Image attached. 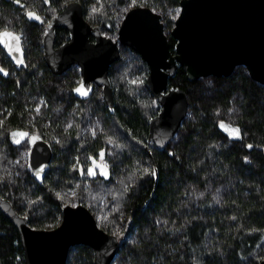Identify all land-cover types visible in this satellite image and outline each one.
Masks as SVG:
<instances>
[{
	"label": "trees",
	"instance_id": "obj_1",
	"mask_svg": "<svg viewBox=\"0 0 264 264\" xmlns=\"http://www.w3.org/2000/svg\"><path fill=\"white\" fill-rule=\"evenodd\" d=\"M70 1L45 0V15L51 18ZM76 1L82 3L85 17L90 23L101 24L107 31H112L111 2L121 7L129 0H104L103 8L96 16L88 11L89 0ZM0 4L4 6L5 14L9 4L23 8L21 34H26L35 43L36 53L41 59L44 21L41 23L40 20L28 17L27 1L19 0L16 4L14 0H0ZM137 5L140 4H134ZM144 5L160 12L163 22L173 26L176 18L170 19L167 12L179 7L180 0H147ZM68 38L66 28H57V45ZM169 40L174 50L176 40L172 36H169ZM123 50L132 57L130 66L126 58L121 57L111 65L109 72L115 98L114 112L110 111L99 88L92 98L106 114L102 137L110 139L122 149V153L128 150L129 154H119L120 160L129 169L136 170L133 184L120 191L119 200L124 202L129 224H147V239L142 244L131 246L138 254L139 264H153L154 254L159 252L162 258L155 264H249L247 260L264 240V84L252 79L246 67L240 65L229 76H209L214 84V95L210 100L201 101L203 81L201 78L189 80L184 68L179 66L176 74L169 79V84L184 88L191 104L201 102L198 107L191 105V112L178 131L174 147L166 146L158 150L152 148L147 139L149 120L161 109L159 101L146 83L149 65L131 47H123ZM41 62L46 68V78H32L27 68L18 70L13 64L9 66L16 71V77H10L9 69L5 71L7 75L1 73L3 94L0 95V109L8 108L0 116V143L3 145L0 155L5 158L18 154V144L12 133L25 125V92L31 84L46 98L48 105L43 110L49 112L60 104L59 99L67 96L69 103L63 101L69 107L75 102L80 115L83 117L86 114L85 100L73 94V88L77 85L75 79L69 82L68 94L63 96L60 86L62 76L53 74L44 58ZM129 67L131 72L144 73L136 83L128 77ZM69 73L66 72L67 75ZM237 91L242 94L241 113L236 124H229L225 117L232 103L231 97ZM222 123L227 127L239 128L240 138H235L221 127ZM33 130L30 132L33 133ZM39 134L44 137L42 130ZM82 150L88 154L90 162V156L98 158L101 152L107 157L109 147L102 139H97L86 142ZM58 151L59 148L54 149V159L43 183L37 182L28 169L24 174L25 184L17 179H12V183L0 179V194L9 198L19 213L27 215L30 224L37 228H53L62 219L61 208L65 203L53 193V180L49 176L55 166H61ZM145 169L149 171L145 172ZM153 170L155 175L151 174ZM63 171L70 173L73 178L80 173L78 169L71 171L64 168ZM99 177L108 181L103 175ZM213 179L215 182H228L231 179L237 181L232 193L225 197L224 207L217 205L209 194L200 198L196 207L188 205L189 184L205 186ZM78 203L85 204V200L79 196ZM154 212L162 213L170 223L174 220L179 223L160 228L151 217ZM104 229L111 232L110 229ZM176 231L180 232V239L174 253L166 248L167 241L164 240H169L171 233ZM124 234H116L122 245ZM260 254L254 256L250 264H259L264 252ZM0 264H25L18 229L1 210ZM67 264H94L93 249L85 244L71 247Z\"/></svg>",
	"mask_w": 264,
	"mask_h": 264
},
{
	"label": "water",
	"instance_id": "obj_2",
	"mask_svg": "<svg viewBox=\"0 0 264 264\" xmlns=\"http://www.w3.org/2000/svg\"><path fill=\"white\" fill-rule=\"evenodd\" d=\"M15 3L18 4L17 0ZM179 8L170 31L176 40L172 50L162 14L150 6L129 8L115 39L99 25L90 23L82 3L72 0L45 24L44 61L55 75L79 65L81 79L73 88L74 95L87 99L95 86L102 87L103 99L114 112L110 67L121 58V44L137 51L149 65L146 83L161 105L149 120L147 139L163 150L178 133L189 111L187 91L169 84L179 66L194 81L212 75L229 76L243 65L252 79L264 84V0H180ZM59 27L67 29L69 38L56 45ZM3 31L20 36L23 64L16 63L20 53H10L6 43L0 46L16 69L27 68L22 34L11 28L0 30ZM81 85L88 90L86 96L75 91ZM52 157L51 144L38 134L32 135L28 164L37 182H44ZM0 210L18 229L25 264H67L71 247L78 244L93 249L94 264H111L122 246L121 239L101 227L83 203H65L61 222L53 228L32 226L28 216L19 213L12 201L1 194ZM259 264H264V258Z\"/></svg>",
	"mask_w": 264,
	"mask_h": 264
},
{
	"label": "rangeland",
	"instance_id": "obj_3",
	"mask_svg": "<svg viewBox=\"0 0 264 264\" xmlns=\"http://www.w3.org/2000/svg\"><path fill=\"white\" fill-rule=\"evenodd\" d=\"M24 1H27L28 3V10H34L39 13V16L41 19H43L44 24L49 20V18L44 13L45 0ZM103 1L104 0H89L88 11L96 16L98 11L103 8ZM140 1L141 2H138V0H136L135 4L139 3L140 5H144L147 0ZM110 6L112 10L111 14L113 15L112 31H107V29L103 28L101 24L98 25L106 35L118 39V27L125 13L129 8L134 6V3L133 0H129L124 6L116 7L111 2ZM93 9H96V11H93ZM3 10L4 6L0 4V30L2 28H11L14 31L21 33L20 24L22 18L24 17L23 8L19 5L15 6L9 4L8 6H6V14L3 12ZM179 10V7L171 9L167 12L168 14H170V16L168 15V17L170 19L171 17L176 18ZM164 25L166 33L168 34V36H171L170 31L173 26H168L166 21ZM22 38L23 46L26 50V53L28 54V67L26 70L31 71L32 78H37L38 76L46 78V68L41 62V59L43 57L40 59L38 54L36 53L35 43H33L26 34L22 33ZM120 47L121 57H125L128 66H130L132 57L127 53L126 50H123V47L128 46H124L123 44H121ZM10 64H12L10 58L7 56L5 50L0 46V68L4 69V71L9 69L10 77L13 78L17 76V73L9 66ZM68 71L70 72L69 75L66 74L67 71L61 74L62 78L60 86L63 96L68 94L70 81L75 79V81L78 83L81 79L79 65L74 64ZM142 75H144L142 71H130L128 77L131 81H136ZM201 80L203 81L201 101L210 100L214 95V84L212 82V79L207 76L202 77ZM97 88L102 91V87L96 86L91 96L85 99L84 109L86 110V114L82 117L79 113L77 103L73 101L74 103L73 105H71V107L66 104V102L69 103V98L67 96L59 99L60 104L51 109L49 112L43 110L48 105L45 96L37 91L36 88H33L32 84L31 87L28 86L25 92L27 94V98L24 102L26 119L23 123L25 125L16 132L28 133L29 136L23 138L20 136L15 137L16 140H20L17 149L18 154L16 156L5 158L3 155H0V179H7L9 183L13 182L12 179H17L21 184L26 183L24 177L26 169H28L30 174L28 164L30 138L33 134L40 135V130H42L44 134L43 138L51 144L53 149V157L49 167L51 166L54 159V149L59 148L57 155H59L58 157L60 158L61 166H55L49 173V176H51L53 180V193L59 199H61L62 202L73 205L79 202V196H81L85 200V204L90 208L100 225H102L106 229H110L114 234L125 232L124 244L121 246L118 254L111 264H139L140 261L138 254L134 251L133 248H131V246L133 247L135 245L142 244V242L147 239L149 234L147 224L141 226L137 224H129L128 215L124 208V202L122 200H119L120 191L124 188L130 187L133 184L136 170L129 169L125 162L120 160L119 154L122 153V149H120L113 143H109L110 139H104L102 137V133L104 131V116L106 114L99 108V106H97L98 102H96V100H93L92 98ZM2 94V79L0 73V95ZM75 97L78 98L77 96ZM63 100H66V102ZM241 100L242 94L240 92L237 91L232 95V103L225 117L227 123L236 124V121L238 120V117L241 113ZM201 101H195L191 104L189 97L188 115L191 112V105L198 107L200 106ZM37 108H39V111H36ZM7 109V107L3 110L0 109V116H3V113H6ZM41 117H43V119H41ZM39 119L41 123H39ZM32 129H34L33 133L30 132L32 131ZM61 130L63 132H61ZM93 131H95V134H93ZM177 134L167 145L168 148L174 147ZM97 139H102L103 142L106 143L109 147L108 155L107 157H104L102 161L107 165L109 171L107 176L108 181H104L102 177H99L100 175L97 170L95 175L87 174L90 162L88 161V154L86 152H83L82 147L85 146L86 142L94 141ZM150 145L152 148H155V145H153L152 142L150 143ZM2 146L3 145H1L0 143V148H2ZM129 153L130 152L127 150L126 153H122V155ZM98 158L100 159V156H98ZM64 168H67V170L71 171L74 169H78L80 173L75 178H73L70 173L63 171ZM47 174L48 173H46V176ZM235 180L236 179H231L228 182H215L213 179L206 183L205 186H200L193 183L189 184L190 186L187 202L188 205H191L192 208L196 207L198 200L204 197L206 194H209L216 201L217 205L219 204L220 207H224L223 201L225 200V197L229 193H232L233 189L236 187L235 183L237 181ZM80 186L81 189H79ZM151 217L155 221L156 225L160 228H164V226H176V224L179 223L178 220H174V222L170 223V221H168V219L162 213L154 212L152 213ZM179 233V231L171 233L170 239L164 240L167 241L165 243L166 248L170 249L174 253H176L175 250H177V241L180 239ZM259 248H257V251L254 252V254L251 255L247 260L249 264L253 263L252 258L254 256L261 255L260 253L264 252V240L262 241ZM161 258V252L154 254V257L152 259L153 264L158 263ZM261 258H264V255L261 256Z\"/></svg>",
	"mask_w": 264,
	"mask_h": 264
},
{
	"label": "snow or ice",
	"instance_id": "obj_4",
	"mask_svg": "<svg viewBox=\"0 0 264 264\" xmlns=\"http://www.w3.org/2000/svg\"><path fill=\"white\" fill-rule=\"evenodd\" d=\"M135 2H136V0H133L134 4H135ZM17 3H19V0H17ZM93 11H96V9H93ZM27 15H28V17L30 19L34 18L36 20H40V16L37 15L36 13H34V12H29V13H27ZM20 39H21L20 36L15 34V33L8 32V31L0 32V43H6V46L8 47L10 53L11 52H16V53H20L21 54L20 58H18L16 60L17 64H23L24 63L23 56H22V49L20 48ZM0 73H3L5 75H7V73L2 68H0ZM134 83H136V81H134ZM75 91L77 93H79L80 95H85L86 96L88 94V90L84 89L83 85H81V87L76 88ZM36 111H39V108H37ZM221 127H224L235 138H240V129L239 128L227 127L223 123L221 124ZM93 134H95V131H93ZM12 136L14 138L17 137V136H20V137L23 138V137H28L29 134L28 133L16 132V133H12ZM15 142L17 144H19L20 140L17 139ZM109 143H112V141L109 140ZM247 147L251 148L252 145H248ZM103 158H104V153L101 152L100 153V160L103 161ZM93 164H94V167L88 170V172H87L88 175H95L96 174L95 169H96V167H99V168H101V174L104 175L105 177L108 176L107 165L106 164L97 165L95 160H93ZM144 171L148 172L149 170L145 169ZM151 174L155 175V171L153 170L151 172Z\"/></svg>",
	"mask_w": 264,
	"mask_h": 264
},
{
	"label": "flooded vegetation",
	"instance_id": "obj_5",
	"mask_svg": "<svg viewBox=\"0 0 264 264\" xmlns=\"http://www.w3.org/2000/svg\"><path fill=\"white\" fill-rule=\"evenodd\" d=\"M14 1H15V0H14ZM31 11H34V10H28L27 13H29V12H31ZM35 12H36V11H35ZM36 14L39 15V13H37V12H36ZM56 14H57V13H56ZM49 19H50V18H49ZM32 20H33V19H32ZM35 20H36V19H35ZM48 21H49V20H48ZM48 21H47V22H48ZM40 22L42 23V22H43V19L40 18ZM47 22H46V23H47ZM46 23H45V24H46ZM44 30H45V25H44ZM56 45H57V44H56ZM42 46H43V45H42ZM70 68H71V67H70ZM70 68H69V69H70ZM69 69H68V70H69ZM68 70H67V71H68ZM64 73H65V72H64ZM60 75H61V74H60ZM77 84H78V83H77ZM75 86H76V85H75ZM75 86H74V87H75ZM95 88H96V86L94 87V89H95ZM73 94H74V93H73ZM78 99H80V98L78 97ZM83 100H85V99H83ZM93 160L96 161V164H97V165H99V164H104V162L100 161L99 158H97V157H95V158L93 157V158H92V157L90 156L89 169H91V168L94 167ZM96 170H97V172L99 173V175H102V174H101V168L96 167L95 171H96ZM103 176H104V175H103Z\"/></svg>",
	"mask_w": 264,
	"mask_h": 264
}]
</instances>
